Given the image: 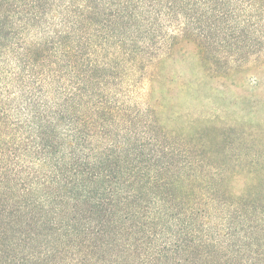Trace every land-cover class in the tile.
Here are the masks:
<instances>
[{"label":"trees","instance_id":"16d2710c","mask_svg":"<svg viewBox=\"0 0 264 264\" xmlns=\"http://www.w3.org/2000/svg\"><path fill=\"white\" fill-rule=\"evenodd\" d=\"M260 9L0 0V264H264L262 176L242 186L227 142L255 134L162 117L181 43L196 46L201 83L227 80L264 56Z\"/></svg>","mask_w":264,"mask_h":264},{"label":"rangeland","instance_id":"374dc122","mask_svg":"<svg viewBox=\"0 0 264 264\" xmlns=\"http://www.w3.org/2000/svg\"><path fill=\"white\" fill-rule=\"evenodd\" d=\"M250 17L254 22L259 21L251 27L264 32V15L261 9L251 12ZM181 45L174 60L169 61L166 66L171 78L169 96L174 97V101L171 97L166 102L163 120L170 128L176 127L190 133L204 132L210 137L224 127L251 130L258 137L252 135L244 143L227 137V142L241 149L235 147L234 155L240 156L242 162L238 164L247 173V178H242V186L247 187L246 180L249 184L256 183L248 172L257 170L262 179L258 181L256 191L264 196V56L252 57L246 62L244 69L232 74L227 80L207 78V83L203 84L200 81L206 76L198 64L196 46L187 42ZM189 82L203 86L194 90ZM184 85L187 88L180 89Z\"/></svg>","mask_w":264,"mask_h":264}]
</instances>
